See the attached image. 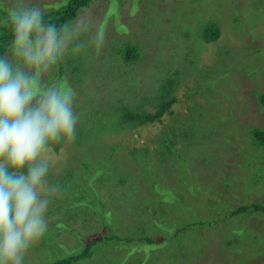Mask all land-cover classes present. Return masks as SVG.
Here are the masks:
<instances>
[{
	"label": "rangeland",
	"instance_id": "rangeland-1",
	"mask_svg": "<svg viewBox=\"0 0 264 264\" xmlns=\"http://www.w3.org/2000/svg\"><path fill=\"white\" fill-rule=\"evenodd\" d=\"M66 1L30 0L45 13ZM11 5L0 0V29ZM81 16L99 45L76 36L50 77L74 90L77 130L97 94L153 113L175 99L158 120L50 147L61 192L24 264L111 234L122 238L73 264H264V211L253 208H264V0H93L70 31ZM77 44L90 49L73 54Z\"/></svg>",
	"mask_w": 264,
	"mask_h": 264
},
{
	"label": "clouds",
	"instance_id": "clouds-1",
	"mask_svg": "<svg viewBox=\"0 0 264 264\" xmlns=\"http://www.w3.org/2000/svg\"><path fill=\"white\" fill-rule=\"evenodd\" d=\"M30 0H12L11 51L0 57V264H24L45 235L51 200L61 185L50 183L46 153L61 141L75 140L80 119L74 90L50 78L72 40L91 31L90 48L100 37L87 16L57 27ZM90 48L77 44L73 54Z\"/></svg>",
	"mask_w": 264,
	"mask_h": 264
},
{
	"label": "trees",
	"instance_id": "trees-1",
	"mask_svg": "<svg viewBox=\"0 0 264 264\" xmlns=\"http://www.w3.org/2000/svg\"><path fill=\"white\" fill-rule=\"evenodd\" d=\"M93 0H67L66 3L59 6L57 9L45 13L44 20L48 24L56 25L60 27L65 23L71 22L78 14L81 8H84L90 5ZM206 33L209 38L217 40L220 35V30L217 26L210 25L206 28ZM13 33L11 30L10 21H8L0 29V57L5 56L6 46L12 42ZM130 52V53H129ZM127 59H131V51L127 50ZM61 62V61H60ZM59 62V63H60ZM100 101L99 106H96L93 103H87L86 111H83L84 123L79 124V128L76 132V137L74 142L76 144H83L82 138H99V136L105 132L119 131L130 128V126H135L138 124H145L149 121L158 120L162 115L167 112L172 101L175 98L171 99V102H166L167 100L164 97H161L159 109L157 111L148 112L144 108L137 106L135 109L132 105L127 102L124 103L121 99H111L108 103H104V95L97 94ZM87 121H92V126L87 124ZM78 160L82 162V159L79 157ZM168 191V190H167ZM169 192L172 194L169 190ZM258 211H264L263 207L253 206ZM119 237L117 234L111 235H101L99 238H90L86 241V245L81 252L62 255L60 258L52 261L50 264H73L75 261L80 259H85L91 256L92 247L97 242H109V241H118ZM127 239L131 240L130 237ZM147 240H149L147 238Z\"/></svg>",
	"mask_w": 264,
	"mask_h": 264
}]
</instances>
